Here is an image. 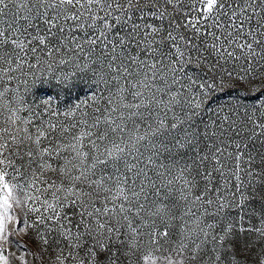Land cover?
Returning a JSON list of instances; mask_svg holds the SVG:
<instances>
[{"label":"snow or ice","instance_id":"obj_1","mask_svg":"<svg viewBox=\"0 0 264 264\" xmlns=\"http://www.w3.org/2000/svg\"><path fill=\"white\" fill-rule=\"evenodd\" d=\"M0 264H264V0H0Z\"/></svg>","mask_w":264,"mask_h":264}]
</instances>
